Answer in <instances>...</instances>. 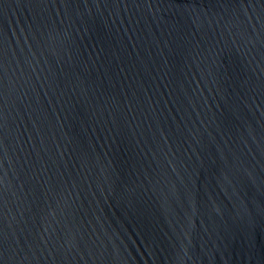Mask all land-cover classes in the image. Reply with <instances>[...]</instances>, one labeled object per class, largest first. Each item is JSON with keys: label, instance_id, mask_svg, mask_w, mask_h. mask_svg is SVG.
<instances>
[{"label": "water", "instance_id": "obj_1", "mask_svg": "<svg viewBox=\"0 0 264 264\" xmlns=\"http://www.w3.org/2000/svg\"><path fill=\"white\" fill-rule=\"evenodd\" d=\"M0 264H264V0H0Z\"/></svg>", "mask_w": 264, "mask_h": 264}]
</instances>
